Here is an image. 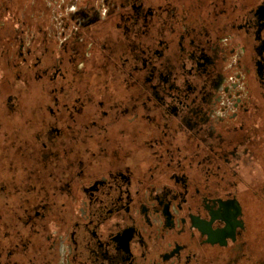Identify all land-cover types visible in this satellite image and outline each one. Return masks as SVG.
<instances>
[{
	"label": "flooded vegetation",
	"instance_id": "flooded-vegetation-1",
	"mask_svg": "<svg viewBox=\"0 0 264 264\" xmlns=\"http://www.w3.org/2000/svg\"><path fill=\"white\" fill-rule=\"evenodd\" d=\"M193 1L73 8L26 48L0 264H264V0Z\"/></svg>",
	"mask_w": 264,
	"mask_h": 264
},
{
	"label": "rangeland",
	"instance_id": "rangeland-1",
	"mask_svg": "<svg viewBox=\"0 0 264 264\" xmlns=\"http://www.w3.org/2000/svg\"><path fill=\"white\" fill-rule=\"evenodd\" d=\"M153 1L155 0H145V7L153 5ZM191 2L194 1L191 0ZM88 6L98 8L102 15L106 9L103 0H0V152L5 151L7 145L16 144L17 147L21 142L19 140H23L21 137L32 133L31 123L34 122L30 123V119L40 115L38 105L43 93L39 84L29 79L32 73L25 69L24 64L28 66L31 63L30 59L29 62L23 60L28 58L26 48L30 46L34 51L39 48L42 44L43 34L46 32L52 36L56 43L53 27L59 26L60 21L64 17H68L73 8L81 9ZM22 23H25L24 27ZM40 26L46 28L45 32L38 34L36 42L31 45L28 36L36 31L38 33L37 29ZM22 29H25V33H22ZM104 32L114 34L115 30L104 29ZM19 36L23 38L22 56L18 55L21 51ZM59 37V35L56 36L58 39L56 50L60 46ZM16 92H19L18 101L22 106V109L19 110L20 114L13 115V117H18V120L7 117V104L17 101L16 97H11ZM14 141L16 142L13 143ZM14 154V158L17 159L16 152ZM1 158L5 159L3 154H1ZM4 170L3 172H5Z\"/></svg>",
	"mask_w": 264,
	"mask_h": 264
},
{
	"label": "bare ground",
	"instance_id": "bare-ground-1",
	"mask_svg": "<svg viewBox=\"0 0 264 264\" xmlns=\"http://www.w3.org/2000/svg\"><path fill=\"white\" fill-rule=\"evenodd\" d=\"M35 257V256H34Z\"/></svg>",
	"mask_w": 264,
	"mask_h": 264
}]
</instances>
